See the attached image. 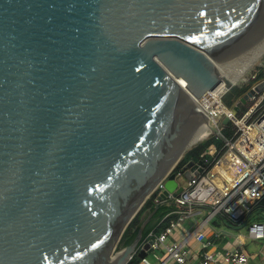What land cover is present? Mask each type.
Here are the masks:
<instances>
[{
	"label": "water",
	"instance_id": "1",
	"mask_svg": "<svg viewBox=\"0 0 264 264\" xmlns=\"http://www.w3.org/2000/svg\"><path fill=\"white\" fill-rule=\"evenodd\" d=\"M263 52L264 0H0V264L146 258L156 211L116 252L130 223L198 128L227 141L197 101Z\"/></svg>",
	"mask_w": 264,
	"mask_h": 264
},
{
	"label": "built area",
	"instance_id": "2",
	"mask_svg": "<svg viewBox=\"0 0 264 264\" xmlns=\"http://www.w3.org/2000/svg\"><path fill=\"white\" fill-rule=\"evenodd\" d=\"M256 74L257 72L252 75L248 84L256 78ZM263 81L264 78L256 80L250 89ZM228 91L229 87L226 85L224 91L216 98V105L211 103L212 93L203 96L197 103L207 112L210 123L216 127L223 117H229L230 123L236 128L233 138L227 139L224 143L222 149L224 152L221 155L215 146L206 151L212 157V161L192 180H186L182 174L177 173L178 181L184 187L177 197L170 196L160 200L164 181L159 184L155 190L159 191L157 202H171L176 206V210L167 214L164 219L171 215L175 217L161 233L150 232L139 249L149 240H153L152 252L162 249L176 264H188V243L191 239L195 238L207 248L215 245L214 240L204 231V228L211 226L213 219L222 218L220 221L224 223L228 221L240 225L264 199V90L260 93L255 92L250 97L248 102L250 106L241 116L239 113L233 115L232 107L223 102V96ZM219 129L222 131L223 127ZM195 216H198L199 220L191 233L180 241H169L171 233L180 224ZM246 230L250 239L264 240V219L251 222ZM245 247L244 241L238 237L237 246L225 251L223 261L230 264H249L250 256ZM214 262L213 252L206 250L194 264ZM139 264L155 263L147 256L141 259Z\"/></svg>",
	"mask_w": 264,
	"mask_h": 264
},
{
	"label": "trees",
	"instance_id": "3",
	"mask_svg": "<svg viewBox=\"0 0 264 264\" xmlns=\"http://www.w3.org/2000/svg\"><path fill=\"white\" fill-rule=\"evenodd\" d=\"M263 78H264V67L260 68L257 71L256 78L254 80H251L248 85H244L243 87H236L229 85V91L223 96V102L227 106L233 107L236 101L239 100L251 88V86L254 84L256 80ZM211 103L213 104L216 103V99L214 97L212 98ZM249 106L250 104L240 105L239 116L245 113V111H247ZM235 129L236 128L234 127V125L230 123L229 125L223 127L222 133L227 139H232ZM212 146H215L217 148L218 152H220V155L224 152V150L222 151L224 147V142L216 136H211V138L191 147L185 153L184 157L181 159V161L175 168L174 172L176 174L179 173L180 170L184 166H186L187 163H189L190 161L197 162L199 160H203L206 163L211 162L212 157L208 153H206V151ZM158 196H159V191H155L146 201L142 209L139 211V213L136 215V217L133 219V221L126 229L124 235L122 236L118 244L117 250L124 249L134 241L142 221L153 211L156 212L144 230V237H147L148 234L152 231H155V233L159 234L166 229V227L170 223V220H172L175 216L171 215L166 219L164 218L167 214L176 210V206L171 202H165V203L157 202ZM221 219L222 218H220L219 220ZM263 219H264V199L261 201L260 205L256 206L253 212L247 216V219L244 223L240 225H234L228 221H225V224L233 229H240V228H246L248 224H250L253 221H259ZM140 262L141 259L137 255H135L128 264H139Z\"/></svg>",
	"mask_w": 264,
	"mask_h": 264
},
{
	"label": "crops",
	"instance_id": "4",
	"mask_svg": "<svg viewBox=\"0 0 264 264\" xmlns=\"http://www.w3.org/2000/svg\"><path fill=\"white\" fill-rule=\"evenodd\" d=\"M198 220L199 217L195 216L180 224L178 228L171 233L169 241H180L184 239L197 227ZM204 231L208 237L214 240L215 245L211 248H207L195 238L191 239L188 243V264H194L198 257L206 250H211L213 252L215 256V262L213 264H230L223 261L224 253L237 246L238 237H240L246 245V252L250 256L249 264H264V240L250 239L246 228L233 229L216 218L212 220L210 227L204 228ZM148 258L155 264H176L172 259L168 258L167 254L162 249L151 252Z\"/></svg>",
	"mask_w": 264,
	"mask_h": 264
},
{
	"label": "bare ground",
	"instance_id": "5",
	"mask_svg": "<svg viewBox=\"0 0 264 264\" xmlns=\"http://www.w3.org/2000/svg\"><path fill=\"white\" fill-rule=\"evenodd\" d=\"M264 56V52L257 58V60L254 62V63H252L249 67H248V69L239 77V79L235 82L227 73H225L224 75H223V77H228L229 79H230V81L234 84V85H236L237 83H238V81L248 72V70L256 63V62H258L262 57ZM225 87H226V84H225V82L223 81V82H221L217 87H216V89L214 90V91H212V92H210V93H212V96L216 99L219 95H220V93L222 92V91H224V89H225ZM217 103V102H216ZM213 105H216V104H213ZM208 136V129L206 128V127H200V128H198V130H197V132L195 133V135H194V137H193V139H192V143L193 144H197L198 142H200V141H202L203 139H205L206 137ZM122 256V252L121 253H118L117 255H115L114 257H113V260H114V262H117L118 260H119V258Z\"/></svg>",
	"mask_w": 264,
	"mask_h": 264
},
{
	"label": "rangeland",
	"instance_id": "6",
	"mask_svg": "<svg viewBox=\"0 0 264 264\" xmlns=\"http://www.w3.org/2000/svg\"><path fill=\"white\" fill-rule=\"evenodd\" d=\"M262 67H264V56L248 70V72L238 81V83L235 86L236 87H243L244 85H248V81L252 77V75L255 74ZM224 82L226 83L227 87H229V85L232 86V84H233L228 77H224ZM209 138H211V135L207 136L205 139L198 142L197 144H199V143H201V142H203ZM204 215L205 216L207 215V211L204 212ZM119 251L120 250H116V252H119Z\"/></svg>",
	"mask_w": 264,
	"mask_h": 264
}]
</instances>
